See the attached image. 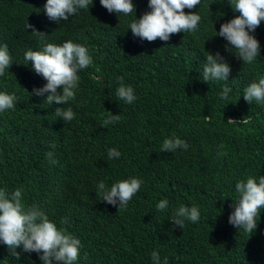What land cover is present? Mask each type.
Here are the masks:
<instances>
[{
  "label": "trees",
  "instance_id": "obj_1",
  "mask_svg": "<svg viewBox=\"0 0 264 264\" xmlns=\"http://www.w3.org/2000/svg\"><path fill=\"white\" fill-rule=\"evenodd\" d=\"M132 2L136 12L127 16L93 0L56 22L47 17V0H0V47L7 45L12 57L0 93L16 97L13 109L0 112V190L20 189L26 209L38 206L77 238L74 264H153L154 251L161 264L165 258L168 264H264V208L250 234L228 222L239 199L236 183L264 176V103L243 99L244 90L264 78V21L249 33L260 54L247 64L218 36L222 24L239 16L230 0H201L185 9L201 16L197 31L166 42L132 34L130 23L150 11L149 0ZM67 41L85 46L93 63L78 71L74 100L49 105L51 93L32 94L47 81L24 55ZM216 53L231 69L228 80L204 82L206 57ZM121 77L134 90L131 104L116 96ZM224 86L231 89L226 101L219 95ZM63 107L72 109L73 120L55 115ZM112 114L120 120L103 126ZM175 138L188 148L161 152L163 141ZM112 148L119 158L108 157ZM130 178L142 184L126 207L101 201L100 182L110 189ZM164 199L168 207L158 211ZM181 206L197 207L199 221L175 227ZM15 252L19 259L0 241V264H43L42 253L23 246Z\"/></svg>",
  "mask_w": 264,
  "mask_h": 264
},
{
  "label": "clouds",
  "instance_id": "obj_2",
  "mask_svg": "<svg viewBox=\"0 0 264 264\" xmlns=\"http://www.w3.org/2000/svg\"><path fill=\"white\" fill-rule=\"evenodd\" d=\"M93 0H47L44 8L50 20L60 22L67 21L74 16L78 9H88ZM102 7L109 13H122L129 15L136 12V7L132 0H100ZM201 4V0H149L148 8L139 19H134L129 28L134 36L148 42L157 39L168 41L170 36L178 33L195 32L201 21L198 13H185V9H194ZM231 8L239 16L233 18L220 26L218 36L223 37L230 48L236 49V56L247 64H252L260 54L259 41L250 35L264 21V0H230ZM26 28L32 27L25 25ZM33 35H46L33 31ZM26 61L32 62L33 70L41 75L46 81L43 88L33 90L34 95L42 96L44 93H51L47 96L46 102L51 105H65L68 101L75 99V89L78 86L79 70L88 68L92 63L85 46L72 41H67L61 45L47 43L43 50L25 52ZM12 65V57L9 55L7 45L0 47V76L4 75L6 69ZM231 69L224 61V58L216 53L215 56L208 54L206 63L203 65L202 80H228ZM121 84L116 90V96L131 104L136 96L131 86ZM63 89L62 94L57 93V89ZM231 89L224 86L219 94L222 100L229 99ZM243 99L249 104L253 101L264 103V78L258 82L251 83L243 93ZM16 97L6 93H0V112L13 109ZM55 115L63 121L74 119L75 113L71 108H57ZM207 119V117H206ZM120 120V115H111L103 121V126L115 123ZM229 123L235 122L228 120ZM243 123H248V119H243ZM178 148L187 149L188 144L179 139H165L161 152H174ZM223 154V153H222ZM121 153L115 148L109 149L108 157L119 158ZM53 153H46V158L51 163ZM142 181L138 178H130L114 183L111 188H107L103 182L98 184V194L101 201L109 205L117 206L118 209L126 207L132 197L140 190ZM239 199L234 202V211L229 216V224L237 229H242L246 233H252L257 228L256 219L260 216V209L264 208V176L258 182L254 177H248L246 182L240 181L235 185ZM168 200H161L156 208L164 211L168 207ZM187 219L196 223L200 219V211L197 207L191 208L181 206L174 212L172 223L175 227L183 229L184 220ZM0 241L11 250L12 255L19 259V254L15 249L23 246L24 252L42 253L39 257L43 264H52L55 260L58 264H74L79 257L80 241L67 233L63 229H58L56 224L50 222L48 216L38 206L29 208L21 202V190L17 189L10 195L0 190ZM153 264H161L160 256L157 252H152ZM163 264H168L167 258Z\"/></svg>",
  "mask_w": 264,
  "mask_h": 264
}]
</instances>
